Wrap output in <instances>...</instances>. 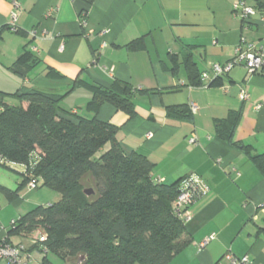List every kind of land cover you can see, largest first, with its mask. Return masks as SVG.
<instances>
[{
  "label": "crops",
  "instance_id": "obj_1",
  "mask_svg": "<svg viewBox=\"0 0 264 264\" xmlns=\"http://www.w3.org/2000/svg\"><path fill=\"white\" fill-rule=\"evenodd\" d=\"M234 1L0 0V109L20 103L14 94L20 88L35 87L65 93L64 109L90 117L89 84L128 83L134 113L104 102L96 117L117 127L124 152L153 163L154 178L171 183L196 174L207 185L185 223L187 243L170 264H227L228 250L264 264V174L248 156L264 152V67L249 74L237 65L224 78L197 85L191 74L226 63L241 40L264 54V0H241L254 9L248 21L233 13ZM24 51L37 60L22 78L9 67ZM24 171L25 165L0 163V241L23 244L28 264H41L30 235L9 231L12 221L59 194L40 180L30 189Z\"/></svg>",
  "mask_w": 264,
  "mask_h": 264
},
{
  "label": "trees",
  "instance_id": "obj_2",
  "mask_svg": "<svg viewBox=\"0 0 264 264\" xmlns=\"http://www.w3.org/2000/svg\"><path fill=\"white\" fill-rule=\"evenodd\" d=\"M36 60L24 51L9 68L23 78ZM191 74L199 84L200 74ZM88 86L90 117L64 109L65 93L35 87L20 88L14 93L20 103L0 109V163L25 165L26 184L40 180L59 194L15 220L9 233L42 228L45 240L34 243L42 253L46 248L41 264H53L47 253L67 264H170L187 243L185 224L172 211L182 178H154L153 163L124 152L117 127L96 117L104 102L134 113L128 83ZM236 122L231 116L226 127L231 131ZM248 156L264 174V152Z\"/></svg>",
  "mask_w": 264,
  "mask_h": 264
},
{
  "label": "built area",
  "instance_id": "obj_3",
  "mask_svg": "<svg viewBox=\"0 0 264 264\" xmlns=\"http://www.w3.org/2000/svg\"><path fill=\"white\" fill-rule=\"evenodd\" d=\"M232 11L238 15L243 21H248L250 16L254 13L252 7L246 6L243 1H234L232 3ZM12 19L15 20V15H12ZM14 30V25L12 27ZM242 65L249 74L260 73L264 67V54L256 48L254 43L244 42L241 40L234 49L232 57L224 64L211 63L208 68L200 75L201 80H212L215 78H224L229 71L237 66ZM239 97L245 100L248 95L240 90ZM189 110L195 113L197 105L194 102L189 103ZM190 143L196 142L195 134L192 133L188 138ZM159 180V179H157ZM160 181V180H159ZM30 189H35L37 184L34 180H30L27 183ZM208 192V187L204 181L196 174H190L184 177L179 184L178 194L172 201V211L178 216L183 223L188 222L192 217L191 207L200 198L205 196ZM14 224V221H12ZM39 229L41 231H39ZM23 235L27 234L22 232ZM33 243H39L46 238V234L42 228L38 227L35 231L28 233ZM212 238V236L203 239L199 243V248ZM46 253V248L42 250ZM222 259L227 264H255L247 255L241 257L235 256L230 250L226 251ZM0 261H5L6 264H28L27 254L23 244H13L7 239L0 241ZM216 264H225L218 261Z\"/></svg>",
  "mask_w": 264,
  "mask_h": 264
},
{
  "label": "rangeland",
  "instance_id": "obj_4",
  "mask_svg": "<svg viewBox=\"0 0 264 264\" xmlns=\"http://www.w3.org/2000/svg\"><path fill=\"white\" fill-rule=\"evenodd\" d=\"M54 191V190H53ZM56 192V191H55ZM69 264H73V263H69Z\"/></svg>",
  "mask_w": 264,
  "mask_h": 264
}]
</instances>
